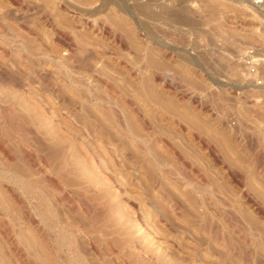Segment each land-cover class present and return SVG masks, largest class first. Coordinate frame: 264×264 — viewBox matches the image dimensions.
<instances>
[{
	"label": "rangeland",
	"instance_id": "374dc122",
	"mask_svg": "<svg viewBox=\"0 0 264 264\" xmlns=\"http://www.w3.org/2000/svg\"><path fill=\"white\" fill-rule=\"evenodd\" d=\"M119 2L0 0V30L24 41H0V264H16L6 234L25 264H264V88L240 60L264 55V14L245 0ZM83 85L120 114L114 140Z\"/></svg>",
	"mask_w": 264,
	"mask_h": 264
},
{
	"label": "bare ground",
	"instance_id": "6f19581e",
	"mask_svg": "<svg viewBox=\"0 0 264 264\" xmlns=\"http://www.w3.org/2000/svg\"><path fill=\"white\" fill-rule=\"evenodd\" d=\"M120 0H107V2L109 3V4H115L117 7H119V8H121V6L123 5H120V2H119ZM124 1H122V3H123ZM245 4V3H244ZM30 5V4H29ZM70 6V5H69ZM245 6H247V7H249V8H251V9H255V7H253L249 2H247L246 1V4H245ZM75 7H77V6H75ZM26 9V8H25ZM123 10V9H122ZM132 10H131V7L130 6H125L124 7V12L127 14V15H132V12H131ZM145 12V11H144ZM148 12V11H147ZM147 12H145V15H147ZM86 13V12H85ZM87 14H89V13H87ZM26 16V15H25ZM154 15L153 14H151L150 12L148 13V17L149 18H151V17H153ZM43 18L44 19H46V21H50V17L49 16H47V15H45V16H43ZM76 18V17H75ZM74 19V18H73ZM79 20V19H78ZM77 21V20H76ZM21 26V25H20ZM5 30V29H4ZM21 30H23L27 35H32V36H34L35 37V39L36 40H39L38 39V37L37 36H35L34 35V33L32 32V31H30L29 29H27V28H25L23 25L21 26ZM52 33H53V35L54 36H59V37H62V38H64V39H66V40H68L69 38L66 36V34H63V33H60L59 31H57V30H55V29H53L52 28ZM11 35V34H10ZM23 37V35H19V34H17V35H15V36H9V34H7V33H4V31H2V30H0V41H2L3 43H5V44H7V45H14V44H16V45H18V47L19 46H23L24 45V41H22L21 40V38ZM41 37V36H40ZM11 47V46H10ZM24 47V46H23ZM12 48V47H11ZM10 48V49H11ZM32 48V47H31ZM53 49L54 48H52V53L54 54V51H53ZM47 51V50H46ZM7 50L6 49H0V54L1 55H3V56H7ZM50 53V52H49ZM56 53V52H55ZM38 55V54H37ZM41 55V54H40ZM52 57V56H51ZM53 67V66H52ZM31 70V69H30ZM52 70V69H51ZM83 72L87 75V76H89L88 78H90V77H95L96 79H95V84L97 85V88L99 89V90H101V88H100V83H102V81L99 79V78H97L94 74H92L93 73V70L91 69V68H88V67H84L83 69ZM49 71V70H48ZM1 73V72H0ZM49 73V72H48ZM43 74H44V72H43ZM66 76H68L71 80H72V82L74 83V84H80V79H77L76 77H74L72 74H70V73H67V72H65L64 73ZM2 75V74H1ZM38 75V74H37ZM48 75V74H47ZM44 76V75H43ZM39 77V76H38ZM3 78H4V76H3ZM16 78V77H15ZM5 79H7V78H5ZM4 79V80H5ZM94 79V78H93ZM65 81V80H64ZM59 83V82H58ZM81 83H82V81H81ZM87 85V84H86ZM101 93H105L104 91H100ZM100 94V93H99ZM78 96H79V98L80 99H82V100H85L88 104H90V105H93L94 107L95 106H97L98 108L96 109L97 111H99V113H105V114H107L109 117H110V119H111V125H112V129H113V131L115 132V133H112V131H108V130H106L104 127H103V125H102V123L99 121V120H93V122L94 123H96L95 125H96V127H97V135L99 136V138L100 139H102V141L103 140H114L112 137H114V135H116V134H118V132H119V130H117L118 129V127L121 125V123H120V114L118 113V111L114 108V106L111 104V102L112 101H110L111 99H109L108 98V100H105L106 98H103L102 97V95L100 94V95H98L97 93H95L94 91H91L88 87H85V85H83L82 86V88L78 91ZM64 99V101H66V99L65 98H63ZM81 100V101H82ZM71 104V103H70ZM73 105V104H72ZM75 106V105H74ZM76 107H77V105H76ZM96 108V107H95ZM79 109H80V111H86L85 110V108H83L80 104H79ZM28 128V127H27ZM26 129V128H25ZM26 130H28V129H26ZM26 130H25V132H26ZM27 132H29V131H27ZM33 132V131H32ZM30 133H31V131H30ZM35 133V132H34ZM40 133V132H39ZM32 134V133H31ZM30 134V135H31ZM33 136H34V134H33ZM96 136V135H95ZM131 136H133L134 137V134H131ZM31 137V136H30ZM36 137V139L38 138L37 136H35ZM31 138H33V139H35L34 137H31ZM1 139V138H0ZM29 139V138H28ZM32 139V140H33ZM40 139H41V137H40ZM43 139V138H42ZM38 141V140H37ZM38 142H42V141H38ZM38 142H36L37 144H38ZM45 142V141H44ZM4 143V142H3ZM35 143V144H36ZM40 143L38 144V145H40ZM42 144H44V143H42ZM18 146V145H17ZM34 146V145H33ZM43 146H45V145H43ZM46 146H47V144H46ZM38 147V146H37ZM51 147V146H50ZM40 148V147H39ZM41 148H42V146H41ZM48 148H49V145L47 146V148L45 149L46 151H48ZM20 149V148H19ZM38 149V148H37ZM54 149V148H53ZM41 150V149H40ZM43 150H44V147H43ZM50 150H52L51 148H50ZM4 151V150H3ZM19 152H20V150H19ZM40 152H42V151H40ZM39 152V153H40ZM52 152H53V154H54V151L52 150ZM5 153V152H4ZM51 153V152H50ZM21 154H22V159H23V162L25 163V164H28V162L30 161V154H29V152L26 150V149H24V148H21ZM49 154V153H48ZM52 153L51 154H49L50 156L51 155H53ZM9 155V154H8ZM48 155V156H49ZM13 156V155H12ZM34 156V155H33ZM44 156H45V152H44ZM47 156V157H48ZM54 156V155H53ZM13 157H15V155L13 156ZM16 157H17V155H16ZM46 157V156H45ZM50 158V157H49ZM54 158V157H53ZM6 161L9 163V167H8V171H13V172H15V173H17V172H20L19 171V169H18V167L15 165V164H13V162H12V160L10 159V157L9 156H7L6 158ZM42 159H44V157L42 158ZM19 160V159H18ZM50 160V159H49ZM20 162H21V160H20ZM38 162V161H37ZM51 165V164H50ZM14 166H16V168L14 167ZM33 166V165H32ZM24 167V166H23ZM27 167V166H26ZM38 169V168H37ZM21 170V169H20ZM36 170V169H35ZM34 170V171H35ZM2 171V170H1ZM37 171V170H36ZM22 172V171H21ZM32 172H33V170H32ZM2 174H3V172H2ZM18 174V173H17ZM35 174H36V172H35ZM34 174V175H35ZM11 175V174H10ZM23 175H25V174H23ZM5 178V177H4ZM14 178V177H13ZM17 179V178H16ZM19 179H21V178H19ZM18 179V180H19ZM26 181V180H25ZM21 183H22V180L20 181ZM23 184V183H22ZM62 188V187H61ZM80 193V192H79ZM82 194V193H81ZM62 199H63V197H62ZM11 204H13L14 206H16V207H19L20 208V210H19V218H20V226L21 227H24V226H26V225H29V224H31L32 223V225H34L33 224V222H31L30 220H28L27 219V212H26V210H25V208L20 204V201L18 200V198L15 196V194L14 193H9V196H8V199H7ZM65 200V199H64ZM5 202H6V200H4ZM32 204V203H31ZM68 206V205H67ZM132 206H134V205H132ZM70 210V209H69ZM72 210V209H71ZM70 210V211H71ZM82 210V209H81ZM72 212V211H71ZM138 216V215H137ZM86 217V216H85ZM90 218H92V217H90ZM43 220V219H42ZM87 220H89V219H87ZM3 221V220H2ZM36 221V220H35ZM44 222V221H43ZM68 222V221H67ZM1 223V222H0ZM42 224V223H41ZM81 224H83V223H81ZM92 224V223H91ZM96 224V223H95ZM5 225V224H4ZM48 226V225H47ZM52 226V225H51ZM81 226V225H80ZM83 227V226H82ZM93 227V226H92ZM1 228V227H0ZM76 228V227H75ZM86 228H88V227H86ZM40 231V230H39ZM89 231V230H88ZM4 239H5V245L7 246V248H6V251L8 252V253H11L13 256H14V258H15V260H16V264H25V260H24V253H23V250H22V243H21V239H14L13 241L11 240V238H8V236H7V234L4 236ZM91 248L93 249V251L95 252V254L97 255V257L99 258V259H101V256H100V254H99V251L96 249V248H94V246H91ZM136 248V247H135ZM137 249V248H136ZM108 251V250H107ZM68 252V251H67ZM103 252V251H102ZM102 252H100V253H102ZM107 253V252H106ZM108 254V253H107ZM2 255V254H1ZM9 257V256H8ZM96 257V258H97ZM11 259V258H10ZM99 261V260H98ZM29 262V261H28ZM61 263V262H60ZM58 261H53V264H60ZM65 263V262H64ZM7 264V263H6ZM31 264V263H30ZM122 264H125V262L123 261L122 262Z\"/></svg>",
	"mask_w": 264,
	"mask_h": 264
},
{
	"label": "built area",
	"instance_id": "2783aa9c",
	"mask_svg": "<svg viewBox=\"0 0 264 264\" xmlns=\"http://www.w3.org/2000/svg\"><path fill=\"white\" fill-rule=\"evenodd\" d=\"M264 14V0H245ZM244 67V77L247 86L264 88V55L257 56L253 50H248L240 57Z\"/></svg>",
	"mask_w": 264,
	"mask_h": 264
}]
</instances>
